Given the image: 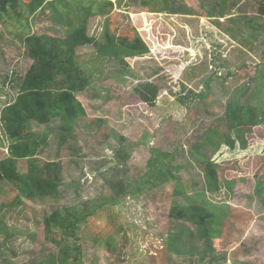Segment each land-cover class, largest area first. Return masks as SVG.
<instances>
[{
  "label": "rangeland",
  "instance_id": "obj_1",
  "mask_svg": "<svg viewBox=\"0 0 264 264\" xmlns=\"http://www.w3.org/2000/svg\"><path fill=\"white\" fill-rule=\"evenodd\" d=\"M109 1L113 9L88 19L85 36L99 41L108 25L120 37L133 39L139 34L150 52L122 65L115 59H99L89 43L73 47L92 79V85L77 94L85 114L72 123L77 138L60 147L55 132L40 156L63 160L64 184L58 197L29 202L15 186L0 182V205L4 204L0 264L58 260L59 248L48 239L45 218L57 209L73 207L87 214L99 202L120 197L113 184L134 193L80 225L81 257L68 264H264V124L246 135V150L238 146L231 151L224 141L205 138L213 130L224 134L220 123L226 120L227 105L246 87L251 95L261 84L264 106V36L256 35L259 28L245 25V17L257 15L259 0H230L236 6L224 11V18L219 14L221 0H169L186 11L177 15L152 12L162 7L157 0L151 5L144 0ZM207 12L216 17L209 18ZM24 19L27 23L0 17V113L16 98L15 82L24 79L32 66L28 39L63 38L75 26L55 27L57 18L48 9ZM147 82L161 88L154 108L135 92ZM189 91L195 96L182 103L180 98ZM63 125L59 119L43 126L31 123V130L44 132ZM8 144L0 124V161L7 156ZM152 149L170 152L163 164L177 168L173 173L178 181L159 187L142 184ZM210 160L217 163L219 181L225 182L220 192L207 191L204 167ZM27 169L28 162L20 161L19 173ZM176 188L182 194L179 201H208L217 207L221 224L215 241L179 232L194 226L169 215L179 198ZM17 198L21 203L14 205ZM51 236L63 242L59 233ZM68 241L72 243L71 238Z\"/></svg>",
  "mask_w": 264,
  "mask_h": 264
},
{
  "label": "trees",
  "instance_id": "obj_2",
  "mask_svg": "<svg viewBox=\"0 0 264 264\" xmlns=\"http://www.w3.org/2000/svg\"><path fill=\"white\" fill-rule=\"evenodd\" d=\"M154 1L156 0H144V4L151 5L154 4ZM157 1L162 2V7L159 10L156 8L152 12H167L176 15L186 12L178 6L176 1L173 4L169 0ZM232 6H236V3L230 0H221L218 5L220 18H224V11L231 9ZM108 8L113 9L112 1L0 0V17L6 20L16 18L27 23L25 17L28 19L40 10L48 9L51 10L53 19L57 18L54 20L55 27L62 23L69 27L73 23L75 24L69 29V34L63 38L43 35V38L33 36L28 39L27 49L29 57L33 61L32 66L24 79L15 82L16 98L0 113V124L9 143L8 154L0 161V182L7 181L15 186L29 202L56 198L60 195V188L64 184L65 178L63 160L58 158L49 161L40 156L48 145V137L55 132L58 133L60 147H65L70 139L77 138L75 134L77 126L72 123L74 121L76 124L79 116L85 114L77 99V94L85 92L92 85V79L90 72H87L79 62L73 47L89 43L95 47L99 59H115L122 65H128L127 59L129 58L141 57L150 52L146 42L138 33L133 39L120 37L113 34L108 25L104 27L102 39L99 41L85 36L88 19L97 15H105ZM207 15L209 18L216 17L214 13L210 12H207ZM245 19V25L259 28V31L256 30L255 33L263 37L264 0L258 1L257 15L245 17ZM54 32L56 35L60 34L56 28ZM207 83L209 86L210 80ZM261 88V84L257 83L251 95H248L250 89L247 87L241 94L237 93L236 97L230 100L227 105L225 122L220 123V127L225 128L222 132L224 134H218L213 130L205 138H218V140L224 141L231 151L236 150L238 146L240 149L246 150L248 148L246 135L252 132L254 127L264 124V106L262 97H260ZM135 92L141 102L147 107L154 108L161 95V88L152 82H147L138 85ZM180 94H176V96ZM207 94L199 95V97L203 98ZM194 96L195 93L189 91L184 98H180V101L185 103L186 99ZM58 119L64 123L58 129L37 133L31 130V123L43 126ZM151 153L152 158L147 164L149 170L142 176V184L159 187L168 183L167 181H178L179 179L173 173L177 168L171 166L170 163L163 164L164 160L167 161L171 156L170 152L152 149ZM121 156L125 157L123 154ZM24 160L28 162V169L26 173L20 174L19 163ZM119 163H123V161L119 159ZM162 167L164 170L161 169ZM204 171L207 191L220 192L225 182L219 181L217 163L214 160L208 161ZM228 185L231 186L229 183ZM112 187L117 190L120 197L112 198L108 202H99L92 206L91 210L87 209V214L73 207V209H57L45 218V232L48 239H52L59 248L58 260H53L51 264H68L72 260L80 259L81 248L77 244L80 225L86 222L89 217L96 215L98 211L104 210L107 205L119 204L125 196L134 193L121 184H113ZM176 189L175 194L182 196L181 190ZM180 196L174 200L169 215L176 221L194 226V229L181 228L179 232L215 241L220 235L218 227L221 224L218 222L215 212L217 207L208 201L205 204L179 201ZM182 198L190 200L185 194ZM20 203L18 198L13 202L14 205ZM3 206L4 204L0 205V211ZM54 232L63 236V242H57L55 238H52L51 234ZM68 238H71L72 243H69Z\"/></svg>",
  "mask_w": 264,
  "mask_h": 264
},
{
  "label": "clouds",
  "instance_id": "obj_3",
  "mask_svg": "<svg viewBox=\"0 0 264 264\" xmlns=\"http://www.w3.org/2000/svg\"><path fill=\"white\" fill-rule=\"evenodd\" d=\"M7 154H8V151H7Z\"/></svg>",
  "mask_w": 264,
  "mask_h": 264
}]
</instances>
